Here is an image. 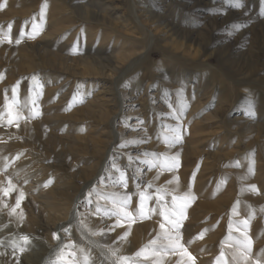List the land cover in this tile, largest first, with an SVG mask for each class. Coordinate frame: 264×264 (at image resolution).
I'll use <instances>...</instances> for the list:
<instances>
[{
	"label": "rangeland",
	"instance_id": "1",
	"mask_svg": "<svg viewBox=\"0 0 264 264\" xmlns=\"http://www.w3.org/2000/svg\"><path fill=\"white\" fill-rule=\"evenodd\" d=\"M0 75V188L5 176L16 186L0 191V264H64L66 245L77 259L84 249L93 264H116L149 245L158 214L131 224L126 240L127 223L109 230L116 218L96 214L125 193L113 183L121 171L128 194L153 185L149 208L155 189L180 196L191 178L180 243L195 264L221 252L224 264H264V0H0ZM174 128L182 142L169 149ZM176 154L177 171L148 170ZM244 220L246 261L236 244Z\"/></svg>",
	"mask_w": 264,
	"mask_h": 264
},
{
	"label": "snow or ice",
	"instance_id": "2",
	"mask_svg": "<svg viewBox=\"0 0 264 264\" xmlns=\"http://www.w3.org/2000/svg\"><path fill=\"white\" fill-rule=\"evenodd\" d=\"M233 4L235 7H239L240 0H233ZM44 7L45 6L41 7V20H43ZM21 35H23V33H21ZM30 38H35V36L33 34H30ZM2 78H3L2 75H0V79ZM17 90H18V86L14 87L12 90L13 95H12L11 105L14 109L19 106V101L17 100ZM32 103L35 104L36 101L33 100ZM7 106H8V100L6 97L5 107ZM33 111L35 112V109H33ZM19 116L20 114L19 112H17L16 119H19ZM8 117H9L8 123L9 125H11V123H13L11 112L8 113ZM0 119H3V114H0ZM170 132L171 135L164 139V143L169 149L175 147L177 144L182 142V138L177 129L175 128L170 129ZM127 143H131V142H126V144ZM126 144H122L120 145V147H125ZM146 163L149 164V169H148L149 171L159 166L160 172L158 173L156 179H158L159 175L163 174L165 171L175 172L180 167L179 154L170 157L165 156L162 162L159 160V158H157L156 160L153 161H146ZM4 171L5 172L7 171L6 167ZM2 174L3 173H0V175ZM178 181L179 178L174 176L173 180H170L167 183L168 184H172L174 182L178 183ZM5 182L7 188L6 189L0 188V191H3L4 195L7 196L10 191L16 190V186L13 183V181L9 179L7 176H5ZM113 183L117 186L123 187L125 189V193L123 195H119V194L116 195V199L112 201L113 207L111 209L108 208L102 209L99 206H97L96 214L102 215L103 217H106L108 219H111L113 217L116 218V223L110 225L109 230H114L117 227H124L125 223L128 224L129 232H126L122 236H120L119 237L120 240L127 239V236L130 233L131 224L136 222H143L146 219H150L153 214H158L162 219V222L159 225L161 232L156 239H153L149 245H146L141 249H139L132 257H127V256L118 257L116 260V264H136L138 258L150 259L152 256L155 255L166 256L169 254L181 256V259L177 261V264H186L184 257H187V261H190L191 264H195V258L190 253H188L187 248L180 243V229L183 227L182 221L186 218L185 215L186 209L196 199V197L191 194V178L189 183V191L180 196L173 195L172 191L168 190L165 187L155 189L156 192L155 206L151 208H149L148 206L149 202L152 201L153 199L152 193L148 191V189H151L153 187L151 183H149L146 186L145 190H140V187L137 186L136 193L128 194L126 191L127 180L122 171L120 172V176L114 179ZM251 190L255 191V188H252ZM89 195H91V193ZM133 195H138L139 197L135 212L129 211V207L132 203ZM167 195L172 196L170 208H166L165 204L162 203L163 198ZM23 196L24 194L21 192L20 196L16 199L15 207L11 209L10 214L15 213L16 209L20 207ZM104 199H108V198L105 197ZM157 208L160 209L159 212H157ZM241 224H242L241 235L244 237V239L237 240L236 244L241 249L239 256L246 261L247 254L251 252V246H252V241L247 235L249 220H244L241 222ZM229 230H232L231 224L229 225ZM65 231L67 232V229H65ZM91 234L97 235L103 233H91ZM203 236H204V232H201L198 236L194 238V240L202 239ZM21 239H23L25 243H28L27 237H22ZM53 239L54 240L59 239L56 233H53ZM158 241H161L160 247L158 248L154 247L155 245H157ZM191 242L192 241H190L189 243ZM65 248H68L69 251L65 252ZM79 252L81 255V259L76 258L77 256L76 246L66 245L65 247H62L60 249V252L58 253V259L70 257V259H65L64 264H93L92 257L87 252V250L80 249ZM2 254L3 253H0V255ZM112 255L115 256V253L113 252ZM105 259L108 258L105 257ZM49 264H55V262L49 261ZM214 264H224L223 252H221V255L219 257H217Z\"/></svg>",
	"mask_w": 264,
	"mask_h": 264
},
{
	"label": "bare ground",
	"instance_id": "3",
	"mask_svg": "<svg viewBox=\"0 0 264 264\" xmlns=\"http://www.w3.org/2000/svg\"><path fill=\"white\" fill-rule=\"evenodd\" d=\"M50 222V221H49ZM49 225V224H48Z\"/></svg>",
	"mask_w": 264,
	"mask_h": 264
}]
</instances>
